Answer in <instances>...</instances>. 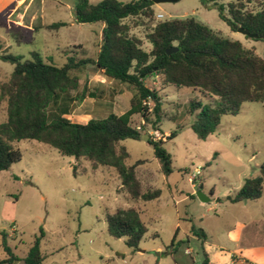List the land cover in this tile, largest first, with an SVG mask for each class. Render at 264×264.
I'll return each instance as SVG.
<instances>
[{"label":"rangeland","instance_id":"rangeland-1","mask_svg":"<svg viewBox=\"0 0 264 264\" xmlns=\"http://www.w3.org/2000/svg\"><path fill=\"white\" fill-rule=\"evenodd\" d=\"M88 1L97 4L101 0ZM238 1L248 9L255 6L254 0H224L218 4L226 7ZM75 2L35 1L27 17L37 13L32 26L36 32L5 25L0 17L3 46L0 53L27 61L36 52L45 62L61 67L66 57L71 56L67 52L78 44L85 57L94 59L101 24H76ZM152 10L155 22L193 18L219 36L238 41L257 56L264 55L263 42L231 31L213 4L177 0L153 4ZM157 15L163 18L157 19ZM53 23L66 25L51 31L39 28ZM145 31L138 26L132 33L142 40L147 50ZM12 70L13 65L0 61V85L7 81ZM86 70L92 73L94 68L88 66ZM103 80L101 90L88 89L95 99L83 105L94 120L110 114L120 115L129 108L132 96L127 86ZM85 82L80 76L79 83L86 86ZM145 84L159 90L163 117L158 131L147 126L144 135L157 133V137L153 135L150 139L163 141L175 134L163 143L171 158V172L167 176L162 174L152 147L142 140L120 141L116 150L124 149L127 157L121 164L134 167L142 192L159 190V197L131 200L127 191L122 190V180L114 167L93 170L88 161L80 159L76 164L74 159L59 155L46 144L29 140L13 142L21 152V159L8 170L0 171V264H7L4 262L10 256L19 260L12 264H23L21 260L36 238L43 257L41 264H198L192 257L201 244L196 239L201 228H213L216 242L208 241L210 247L221 245L218 249L226 253L231 251L232 243L222 242L223 231L232 228L234 219L245 220L246 214L237 217L235 213L224 215L222 212H264V187L258 203H247L251 206L247 209L239 211V205L226 200L238 189L242 179L259 175L255 163H264V104L243 103L238 114L223 116L215 132L199 140L190 129L192 118L186 110L190 101L207 103V99L191 88L166 86L162 89L158 77L147 79ZM5 118L6 102L0 97V124ZM134 122L139 123V117ZM251 157L253 160L249 162ZM192 176L191 184L187 179ZM198 191L206 202L196 197ZM117 212H129L144 224L147 232L139 242L138 251L129 249L125 238L114 239L108 234L107 218ZM186 249L191 255L186 254Z\"/></svg>","mask_w":264,"mask_h":264},{"label":"trees","instance_id":"trees-1","mask_svg":"<svg viewBox=\"0 0 264 264\" xmlns=\"http://www.w3.org/2000/svg\"><path fill=\"white\" fill-rule=\"evenodd\" d=\"M200 1L216 6L219 18L231 31L242 28L264 44V0H254L252 9L242 1L228 3L226 7L218 4L224 0ZM141 5L142 10H139ZM152 5V0L127 3L101 0L97 4L76 0L77 24L103 25L94 59L85 57L81 46L67 52L71 56L66 57L61 67L45 62L36 52H32L27 61L0 53V61L13 65L9 78L0 85V97L6 102V118L0 124V171L8 170L21 159V152L13 142L36 141L50 146L63 157L74 159L76 164L80 159L88 161L93 170L101 166L114 167L122 180V190L127 191L131 200L156 199L159 190L143 193L134 167L121 164L127 157L124 149L116 150L120 141H141L147 126L158 131L163 117L161 99L158 89L146 86L147 79L158 77L162 89L166 86L191 88L207 99V103L190 101L186 110L192 118L190 129L199 140L212 135L223 116L238 114L243 103L264 104V55L257 56L238 41L219 36L193 18L155 22ZM65 25L53 23L44 29L58 30ZM138 26L146 30L147 50L142 40L132 33ZM171 47L176 51L167 55L166 50ZM2 49L0 42V52ZM88 66L106 79L131 89L127 111L84 124L66 117L75 103L86 96L85 87L80 92L78 88L80 76H85ZM135 117H139V123L134 122ZM174 136L173 133L165 140ZM165 140H152L148 136L146 143L152 147L162 174L167 176L171 172V158L163 148ZM263 187L264 163L259 175L245 178L241 187L226 200L231 204L257 201ZM129 216V212L108 216L107 232L114 239L125 238L126 246L136 252L147 230L135 216ZM18 261L10 256L4 263ZM21 261L23 264L42 263L38 238ZM200 264H209L204 253Z\"/></svg>","mask_w":264,"mask_h":264},{"label":"crops","instance_id":"crops-1","mask_svg":"<svg viewBox=\"0 0 264 264\" xmlns=\"http://www.w3.org/2000/svg\"><path fill=\"white\" fill-rule=\"evenodd\" d=\"M35 1L40 2L41 0H0V17H2L3 19L4 22L3 24L5 25L13 24L18 28H24L26 31L36 32V30L33 29L32 26H33V22L35 21V16L37 13H33L29 17H27L28 10ZM46 26L48 25H41L39 28L44 29ZM102 28L103 25L101 24L99 29V41L101 38ZM77 46L80 45L78 44L74 45V47ZM84 78L85 80H87V82L84 83L86 86L84 85L82 86L79 83L78 92H80L85 87L87 89V92L85 93L86 96L81 102L75 103V105L72 107L70 111V114L66 116L72 122L78 124H84L85 122L92 119L91 115L89 114V111L83 106L87 100L95 99V98H90L93 95V92L89 91L88 89L101 90L103 88L102 85L105 83L103 80L105 77L100 72H97L95 69L93 70L92 73L86 70ZM97 79L98 80L102 79V80L98 82ZM115 99L116 97H114L113 101ZM252 160L253 157L249 159V162H251ZM254 167L257 170H259V174H260L261 164L255 163ZM189 178L190 177H188L187 179L188 182H189ZM244 179H242L241 182H243ZM241 185H239L237 188L239 189ZM259 200L260 199L254 202L243 201L240 203H235L234 205H239L240 207L239 211H240L251 207L249 206L250 204L247 203H258ZM204 213H208V212H204ZM222 213L224 215L235 213L237 214V217H241V214L243 213L246 214V216H244L245 220L240 221L238 219H234L233 223H231L232 228L223 231L221 235L222 242L232 243V245H230V247L232 248L231 251L226 253L222 252V250L218 249L221 248V245L218 244L213 245L215 248L212 245L210 247L208 241L212 242L213 240V232H212L213 228H210L209 230L207 229L203 230L201 228L200 229L201 232L196 234V239L199 242H201V244L199 245L197 252L192 257L193 262H197L198 264H200L201 256L204 253L207 256L209 264H235V263L264 264V212L262 211V212H222ZM203 216L205 215L203 214L202 217ZM186 251L189 252V254L186 253L187 255H191L189 249H186L185 252ZM174 263L179 264L177 262Z\"/></svg>","mask_w":264,"mask_h":264},{"label":"water","instance_id":"water-1","mask_svg":"<svg viewBox=\"0 0 264 264\" xmlns=\"http://www.w3.org/2000/svg\"><path fill=\"white\" fill-rule=\"evenodd\" d=\"M177 0H152V3L153 4H161V3H173V2H176ZM142 7V5L139 7V10L140 8ZM236 32L246 38H250V39H256V36L255 35H251L249 34L246 30L242 29V28H238L236 30ZM176 51V48L174 47H171L169 48L168 50H166V54L169 55L171 53H174ZM141 140L144 141V142H147L148 140V136L147 135H143L141 136ZM196 197L201 201V202H206V200L204 199V197L202 196V194L200 193V191L196 192Z\"/></svg>","mask_w":264,"mask_h":264},{"label":"built area","instance_id":"built-area-1","mask_svg":"<svg viewBox=\"0 0 264 264\" xmlns=\"http://www.w3.org/2000/svg\"><path fill=\"white\" fill-rule=\"evenodd\" d=\"M156 17H157V19H162V18H163L162 15H157ZM148 106H150L149 103H148ZM150 109H151V108H149V110H150ZM137 129H139V128L137 127ZM153 135H154L155 137L158 136L157 133H150V136H149V137H152ZM152 140H154V139H152ZM195 173L198 174V170H195ZM193 180H194V176H192V177L189 178V182H190L191 184L193 183ZM186 253L189 254L188 251H186ZM235 264H237V263H235Z\"/></svg>","mask_w":264,"mask_h":264}]
</instances>
